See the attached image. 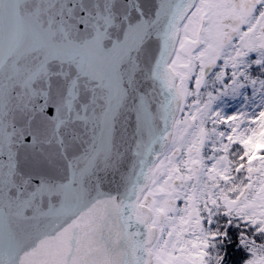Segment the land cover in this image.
<instances>
[{
  "label": "snow or ice",
  "instance_id": "1",
  "mask_svg": "<svg viewBox=\"0 0 264 264\" xmlns=\"http://www.w3.org/2000/svg\"><path fill=\"white\" fill-rule=\"evenodd\" d=\"M258 149L264 0H0V264H264Z\"/></svg>",
  "mask_w": 264,
  "mask_h": 264
},
{
  "label": "flooded vegetation",
  "instance_id": "2",
  "mask_svg": "<svg viewBox=\"0 0 264 264\" xmlns=\"http://www.w3.org/2000/svg\"><path fill=\"white\" fill-rule=\"evenodd\" d=\"M257 155H264V149H258L257 150ZM258 243L260 242L259 240L257 241Z\"/></svg>",
  "mask_w": 264,
  "mask_h": 264
}]
</instances>
